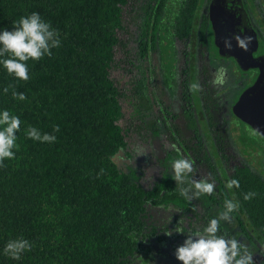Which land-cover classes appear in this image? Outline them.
Listing matches in <instances>:
<instances>
[{
    "label": "trees",
    "instance_id": "trees-1",
    "mask_svg": "<svg viewBox=\"0 0 264 264\" xmlns=\"http://www.w3.org/2000/svg\"><path fill=\"white\" fill-rule=\"evenodd\" d=\"M207 1L134 0L128 22L143 61V81L136 76V62L131 63L135 80L130 106L139 118L150 116L148 103L139 108L138 101L150 76L155 104L151 115L175 146L177 159L189 154L176 120L180 114L185 118V107H180L187 100L188 77L202 79L195 111L205 116L210 128L217 127L242 86L231 79L218 93L222 87L211 83L219 65L231 70L224 62L231 58L213 42ZM126 3L0 0V31H11L13 22L36 12L59 31L61 40L51 57L28 61V81L15 79L0 65V111L10 110L22 121L15 158L0 167V264H181L176 246L189 234L202 232L217 211L224 210V201L233 198L240 205L231 214L238 229L221 225L217 235L237 239L243 233L256 247L264 245V175L255 168L240 164L220 175L211 165L208 180L215 183L214 194L189 201L172 174L157 176L144 187L127 164L124 130L118 124L123 115L120 91L108 74L113 48L119 44L116 33L125 30L121 12ZM191 38L189 50L184 44ZM175 42L182 46L179 56ZM148 53H155L158 63H151ZM10 84L27 99H14L11 89L5 94ZM165 92L180 99L178 114L160 100ZM55 125L60 128L55 143L26 137L28 126L52 133ZM145 128L148 132L153 126L146 122ZM229 179H237L239 188L227 189ZM248 192L255 195L244 200ZM178 228L183 233L176 232ZM21 237L32 243V250L12 260L4 246Z\"/></svg>",
    "mask_w": 264,
    "mask_h": 264
},
{
    "label": "clouds",
    "instance_id": "clouds-1",
    "mask_svg": "<svg viewBox=\"0 0 264 264\" xmlns=\"http://www.w3.org/2000/svg\"><path fill=\"white\" fill-rule=\"evenodd\" d=\"M237 45L242 49H247L250 37L235 35L233 37ZM61 44L59 31L52 28L49 22H46L39 13L33 12L30 15L21 17L13 22L11 31L5 29L0 31V65L7 73L20 81H28L29 65L28 61H39L45 56H52V49L59 48ZM225 46L231 48L230 41H225ZM228 69L224 65H219L211 81L213 86L223 87L227 83ZM15 85L10 84L3 89L7 94L11 89V95L14 99L24 101L27 99L24 93L17 92ZM189 91L193 93L203 91L198 82L189 84ZM20 117L13 114L10 110L0 111V167H6L3 163L6 159L15 158V150L18 149L17 133L21 131ZM59 125L53 126L52 133H41L39 129L28 126L26 137L42 143H55V133L59 132ZM175 148V146H172ZM172 179L180 186L179 191L185 199L191 201L194 197L199 198L202 195H212L215 192V183L207 178L190 181L191 188L195 191L193 196H189V188L181 187L186 179L197 171L195 161L181 157L172 161ZM103 170H101L102 172ZM237 179H229L225 187L227 189L239 188ZM255 195L254 192H248L244 195V200H250ZM239 203L233 199L224 201V210L218 217L209 220L203 231H196L187 236L181 246L175 251V257L181 264H255L253 252L247 245L236 238L225 239L218 236L221 221L230 222L232 213L238 212ZM178 233H183V229L178 228ZM166 232V235H171ZM193 235L197 238L193 239ZM32 243L24 238L9 240L4 246V254L12 260H19L23 253L32 250Z\"/></svg>",
    "mask_w": 264,
    "mask_h": 264
},
{
    "label": "rangeland",
    "instance_id": "rangeland-1",
    "mask_svg": "<svg viewBox=\"0 0 264 264\" xmlns=\"http://www.w3.org/2000/svg\"><path fill=\"white\" fill-rule=\"evenodd\" d=\"M133 4L134 0H127V3L122 6L121 22L125 26V30L117 31L116 33L119 39V44L115 45L113 48V60L108 70V74L120 91L118 101L122 105L123 115L118 120V124L124 130L126 151L129 153V157L126 160L127 164L133 168L136 174L139 175V181L141 182L142 186L147 187L157 176L166 173L173 175L171 165L172 161L176 160L177 158L173 153L174 150L171 143L168 142L165 136V132H162L159 129L161 123L158 120L153 121V116L151 115L154 113L155 104L151 99L154 92V80L151 79L150 76L148 80V89L145 90L143 87L141 88V91H144V94H142L138 100L139 108H144L148 103L151 113L150 116L143 120L132 111V107L130 106V101L132 99V97H130L131 90H133V88H131V83H133L135 80V76H133L135 69L131 64L132 62L134 64L136 62V65L138 66L136 76L141 79L140 81H143V61H139L138 55L136 53V45L133 42V39L130 37L128 28L130 12L132 10ZM193 45L194 41L192 42V38L184 44V46L189 50L192 49L191 46ZM181 47L182 46L179 44V42L174 43V48L177 49L178 56L180 55ZM146 56L147 59H150L151 63H158L155 53H148ZM224 62H226L227 65H231L229 61L225 60ZM178 63L181 64L182 62L178 60ZM231 70L228 69L230 72L227 73L228 76L233 74L235 70L232 65ZM146 122L152 124L153 126V128L148 132L145 128ZM166 123H168L167 120ZM147 130H149V128ZM259 145L260 146L253 151V168L260 171L264 175V150L262 148L264 147V141L259 142ZM186 154L184 153V156L182 157L186 156L187 158L193 160L192 157ZM196 169L197 171L191 174V177H188L183 184V187L189 188V196H193L195 191L193 188H191L190 181L208 178L206 174V167L202 162H199V165L196 164ZM222 211L223 210L217 211L216 216L218 217L219 213ZM241 219L243 221L245 220L243 215H241ZM192 225L197 226V224L193 223ZM221 225L227 230L238 229L232 219L230 222H225L222 220ZM252 238L254 240L253 234ZM237 239L243 244L247 245L248 249L253 252V260L255 264H264V245H259V248L256 247L254 243L247 239L243 233L239 234ZM174 244L175 243H173V246ZM177 247L178 246H176V248Z\"/></svg>",
    "mask_w": 264,
    "mask_h": 264
},
{
    "label": "flooded vegetation",
    "instance_id": "flooded-vegetation-1",
    "mask_svg": "<svg viewBox=\"0 0 264 264\" xmlns=\"http://www.w3.org/2000/svg\"><path fill=\"white\" fill-rule=\"evenodd\" d=\"M243 8L248 16L250 25L255 33L256 46L252 52L253 58L264 57V0H241ZM209 0L207 1L206 9ZM203 4V3H202ZM210 26V25H209ZM231 58V57H230ZM232 61V62H231ZM229 63L234 67L232 79L234 82H239L241 89L236 91L233 101L230 103L226 115L219 117L220 123L217 127L210 128L204 115L201 112L195 111L197 93L189 91L186 102H183L181 110L184 109L185 118L181 114L177 115L176 120L179 130L186 136L188 155L193 158L195 165L202 162L206 167V174L209 178V167L213 165L218 174L222 175L231 172L235 165L245 164L253 169V151L259 147V142L264 141V136L259 134L253 126L231 112V106L239 96L240 92L247 86L257 82L260 72V64L253 60V65L246 69H240L234 60L231 58ZM234 63V64H233ZM189 84L194 82H202V79L197 77H188ZM261 90L256 92L255 98L264 101V79L261 81ZM227 85H224L220 90L224 91ZM160 100L167 103L175 113L178 111L179 98L178 96H169L166 92L161 95ZM264 103V102H262ZM258 103L253 101V92L251 95L252 109L257 107ZM178 114V113H176ZM253 114V112H252ZM219 115V114H218ZM197 116V119L194 118ZM209 136H211L209 138ZM264 150V147H262ZM199 158L203 159L201 161ZM207 178V179H208ZM233 220V219H232Z\"/></svg>",
    "mask_w": 264,
    "mask_h": 264
},
{
    "label": "water",
    "instance_id": "water-1",
    "mask_svg": "<svg viewBox=\"0 0 264 264\" xmlns=\"http://www.w3.org/2000/svg\"><path fill=\"white\" fill-rule=\"evenodd\" d=\"M207 15L212 31L214 44L225 54H228L240 69L253 65V60L260 65L257 82L245 87L231 106V112L241 120L251 124L259 134L264 136V101L255 98L256 92L262 89L264 79V57L253 58L252 52L256 46L255 33L241 0H209ZM235 35L250 37L247 49H242L233 38ZM231 43V48L225 46V41ZM258 106L251 107V95ZM253 112V114H252Z\"/></svg>",
    "mask_w": 264,
    "mask_h": 264
}]
</instances>
